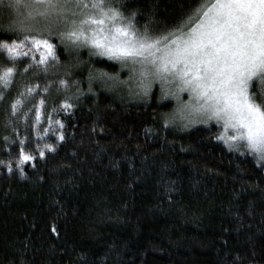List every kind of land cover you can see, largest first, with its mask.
<instances>
[{
  "label": "trees",
  "instance_id": "trees-1",
  "mask_svg": "<svg viewBox=\"0 0 264 264\" xmlns=\"http://www.w3.org/2000/svg\"><path fill=\"white\" fill-rule=\"evenodd\" d=\"M211 2L113 0L154 37L186 32ZM8 4L0 39L17 35ZM52 27L46 68L39 51L0 52V73L13 68L0 81V264H264V161L229 149L217 125L163 126L169 103L115 96L100 79L117 64ZM21 151L32 159L18 168Z\"/></svg>",
  "mask_w": 264,
  "mask_h": 264
},
{
  "label": "snow or ice",
  "instance_id": "snow-or-ice-1",
  "mask_svg": "<svg viewBox=\"0 0 264 264\" xmlns=\"http://www.w3.org/2000/svg\"><path fill=\"white\" fill-rule=\"evenodd\" d=\"M8 7L19 17L13 29L17 35L0 39V52L9 59L28 56L27 47L39 51L35 63L46 68L49 58L56 59L47 34L54 30L53 22L63 23L66 28L59 32L62 41L87 47L91 55L120 61L125 67L132 65V74L138 73L144 90L149 78L177 81L180 90L195 99L192 112L222 122L228 134L222 133L220 139L230 148L243 142L250 153L264 160V102L258 103L257 93L250 91L256 78L259 94L264 95V0H212L198 9L202 14L187 32L181 26L157 37L148 29L138 31L133 23L135 11L125 17L113 0H9ZM37 17L49 23L40 26ZM12 73V67L0 73L5 87ZM20 103L19 99L13 103V112ZM62 107L72 105L65 102ZM46 147L52 150L51 145ZM31 159L21 151L16 166Z\"/></svg>",
  "mask_w": 264,
  "mask_h": 264
},
{
  "label": "rangeland",
  "instance_id": "rangeland-1",
  "mask_svg": "<svg viewBox=\"0 0 264 264\" xmlns=\"http://www.w3.org/2000/svg\"><path fill=\"white\" fill-rule=\"evenodd\" d=\"M187 32V31H186ZM117 64L119 72L117 75L107 78L106 81H101L102 86L108 87V89L118 97H124L131 101H148L151 98H155L160 103H169V108L165 110L160 118L163 126L171 128L173 130L188 131L195 127H208L210 125H217L220 128L219 135L225 133L222 122L218 124L214 119L205 120L199 113L192 112V107L195 105V99L190 97L188 91L180 90L178 82L169 78L168 82L149 78L146 84V90L141 87V78L138 73L132 74V65L127 67L122 65V62L110 60ZM137 69L139 65L135 66ZM254 86V92L257 93V102H264V95L260 93V81L253 78L250 85V91ZM191 112V115L189 113ZM167 121V124H166ZM230 133L231 130L229 129ZM228 133H225L227 135ZM229 149L241 153H250L246 146L229 147L225 143L224 139H220ZM252 154L257 162L264 160L258 159L255 153Z\"/></svg>",
  "mask_w": 264,
  "mask_h": 264
}]
</instances>
